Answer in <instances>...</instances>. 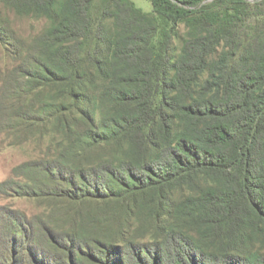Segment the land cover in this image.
<instances>
[{
    "label": "trees",
    "instance_id": "1",
    "mask_svg": "<svg viewBox=\"0 0 264 264\" xmlns=\"http://www.w3.org/2000/svg\"><path fill=\"white\" fill-rule=\"evenodd\" d=\"M97 1L0 0L49 22L4 79L48 143L19 264H264V0Z\"/></svg>",
    "mask_w": 264,
    "mask_h": 264
},
{
    "label": "rangeland",
    "instance_id": "2",
    "mask_svg": "<svg viewBox=\"0 0 264 264\" xmlns=\"http://www.w3.org/2000/svg\"><path fill=\"white\" fill-rule=\"evenodd\" d=\"M132 1L144 12H152L149 0ZM100 5L101 0H98L96 6ZM0 23L14 34L13 38L2 35L0 39V264H7L8 257H14L13 260L19 264L28 253V245L25 243L20 246L10 221L14 216L23 218L25 215H37L42 207L40 201L20 196L21 190L17 185L26 181L24 165L41 157L48 143L40 138V126H31L14 117L18 104L28 101L29 97L24 87L20 96H10L12 84L4 85V79L12 75L11 80H15V85L23 84V77L16 71L19 61L15 51L23 43L32 42L49 22L44 17L22 14L0 3ZM179 31L180 35L175 39L176 46L181 44L187 29L182 24ZM5 107L7 110H4Z\"/></svg>",
    "mask_w": 264,
    "mask_h": 264
}]
</instances>
